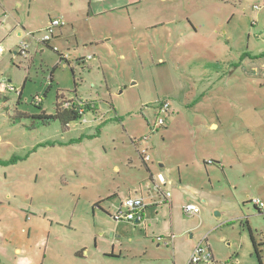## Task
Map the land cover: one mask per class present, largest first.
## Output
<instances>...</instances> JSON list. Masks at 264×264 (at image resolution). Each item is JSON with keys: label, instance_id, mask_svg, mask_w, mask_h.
I'll use <instances>...</instances> for the list:
<instances>
[{"label": "rangeland", "instance_id": "1", "mask_svg": "<svg viewBox=\"0 0 264 264\" xmlns=\"http://www.w3.org/2000/svg\"><path fill=\"white\" fill-rule=\"evenodd\" d=\"M172 1L192 25L135 50L103 24L93 44L76 46L69 31L55 38L57 28L47 47L38 40L49 20L79 14L78 0H0V84L15 89H0V264H61L62 246L90 234L92 247L118 241L125 264H187L203 240L217 264H264L249 235L264 243V216L250 202H264V0ZM68 99L92 107L67 126L37 118ZM211 158L220 164L207 168ZM158 173L171 203L153 187ZM134 194L149 204L141 223L100 208ZM192 203L197 216L182 210Z\"/></svg>", "mask_w": 264, "mask_h": 264}, {"label": "crops", "instance_id": "2", "mask_svg": "<svg viewBox=\"0 0 264 264\" xmlns=\"http://www.w3.org/2000/svg\"><path fill=\"white\" fill-rule=\"evenodd\" d=\"M78 4L80 8L79 14H74L72 10H63L58 14L59 17L57 18L63 22V25L59 27L58 34L55 37H62L64 33L69 31L70 35L74 38L76 46L78 43L84 46L93 44L95 42L94 38L96 37V26L98 24H103L104 26L112 28V30L118 32V36H125L130 44L135 45V50H138V48L146 44V39L152 35L154 39L158 36L160 40L171 43L176 35L186 31L189 25L193 23L190 11L182 7L174 6L172 0H78ZM84 26L86 30H84ZM86 35H89V38ZM56 42L58 43V41ZM53 50L57 51L56 48ZM63 56L66 57V55L59 53L60 62L62 60L67 61V57L65 59ZM218 127L219 124L215 122L209 125L210 129H218ZM213 163L220 164V161L211 158L207 162H204L205 166L208 165L207 168H211V164ZM159 174L160 173H158V175ZM177 187L181 189L180 186ZM146 188L147 191L151 192L149 185H147ZM128 196L138 195L134 194ZM149 199L150 202L148 203L150 205H158L157 199L159 198L156 192L154 194L151 193ZM144 202L147 208L149 204L145 199ZM168 202L171 203V200L169 199ZM107 205H109V203H107ZM117 207L118 205H110L107 210L104 206L100 208L111 215ZM27 221L28 229L36 224V221L33 219L30 220L29 218ZM114 227L117 229L119 224H115ZM103 235L101 231L100 236ZM110 236H113V234L111 233ZM117 238H119V236H117ZM31 243L32 241L30 240L29 244ZM92 243V236L90 234L85 239V243L79 240L75 242V245L71 248L62 246L60 250L61 264H73L77 259L85 260L86 264H125L124 260L128 258V253L124 254L121 249V244L118 241L106 242L108 243L106 246L107 248L102 247L100 241L96 240L94 247H92ZM14 244H16L15 240ZM27 246L28 245L24 243V246L15 247L14 249V253L19 257L20 261L26 260V256H24L26 250L24 248H27ZM47 246L48 244L46 243L45 252L47 251ZM50 249L51 247L49 246V250Z\"/></svg>", "mask_w": 264, "mask_h": 264}, {"label": "built area", "instance_id": "3", "mask_svg": "<svg viewBox=\"0 0 264 264\" xmlns=\"http://www.w3.org/2000/svg\"><path fill=\"white\" fill-rule=\"evenodd\" d=\"M254 10H260V6H254ZM63 25V22L59 19H50L49 25L45 30V33L38 42L42 44H47L50 42V40L54 36V31L61 27ZM3 50L0 47V53H2ZM20 55L26 57L27 56V47L26 46H20L19 52ZM63 58H66L63 56ZM1 90H7V91H14L15 89L10 85L6 83L0 84ZM41 98L39 96H36L33 99V103L35 106H39L41 104ZM84 101H81L79 99H68L63 100L62 105L60 108L66 109V110H74L76 111L81 117L85 114L87 110V106L85 105ZM92 107V105L89 104V109ZM160 114H168V107L167 104H161L159 109ZM163 125V121L159 119L153 129L156 127H161ZM141 156L143 162L147 163L149 162V156L146 153V150L141 151ZM153 181V187L155 190L159 193L162 198V200L169 201L171 194L169 191H165L164 187L168 184V182L163 178L162 175H157ZM159 198V199H160ZM261 213L264 215V202L259 199H254L250 201ZM146 208V204L144 202V199L140 196H128L125 199H123L119 206L113 211L111 214V218L116 222H129V223H141L143 221V212ZM183 212L187 216H197L199 214V207L195 204H187L182 208ZM169 241L164 242V245H168ZM187 264H217L215 261L211 250L209 249V246L204 243V240L199 242L196 247L192 249L190 252V256L188 259ZM225 264H235L234 261L226 262Z\"/></svg>", "mask_w": 264, "mask_h": 264}, {"label": "trees", "instance_id": "4", "mask_svg": "<svg viewBox=\"0 0 264 264\" xmlns=\"http://www.w3.org/2000/svg\"><path fill=\"white\" fill-rule=\"evenodd\" d=\"M47 44H46V46L49 47ZM262 56H264V54ZM51 79L52 78L50 77V80ZM58 98H59V96L56 97V100H58ZM85 105L87 106V111H88L89 110V103H85ZM60 107H61V105L59 106L58 104H56L55 105V113L54 114L45 115L44 113H42V114L38 115L37 118L41 121V123L43 125L44 124H49L52 121H57L58 120L64 126H67L70 122L81 118V116L76 111H74V110H66V109H62ZM140 157L142 159L141 154H140ZM99 204H100L99 202L95 203L94 207H98ZM258 212H259V214L263 215L261 213V211L258 210ZM249 235H250V241H251V244H252V248H253L254 254L256 255L258 260L260 261V247L264 248V243H257L255 238L251 234V232H250Z\"/></svg>", "mask_w": 264, "mask_h": 264}, {"label": "water", "instance_id": "5", "mask_svg": "<svg viewBox=\"0 0 264 264\" xmlns=\"http://www.w3.org/2000/svg\"><path fill=\"white\" fill-rule=\"evenodd\" d=\"M216 215H217V216H219V214H218V213H216Z\"/></svg>", "mask_w": 264, "mask_h": 264}, {"label": "bare ground", "instance_id": "6", "mask_svg": "<svg viewBox=\"0 0 264 264\" xmlns=\"http://www.w3.org/2000/svg\"><path fill=\"white\" fill-rule=\"evenodd\" d=\"M23 46V45H22Z\"/></svg>", "mask_w": 264, "mask_h": 264}]
</instances>
